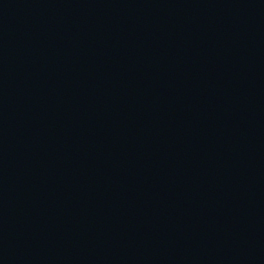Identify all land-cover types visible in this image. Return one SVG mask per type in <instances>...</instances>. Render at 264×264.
Instances as JSON below:
<instances>
[{"label":"water","instance_id":"obj_1","mask_svg":"<svg viewBox=\"0 0 264 264\" xmlns=\"http://www.w3.org/2000/svg\"><path fill=\"white\" fill-rule=\"evenodd\" d=\"M158 0H0V264H96Z\"/></svg>","mask_w":264,"mask_h":264}]
</instances>
